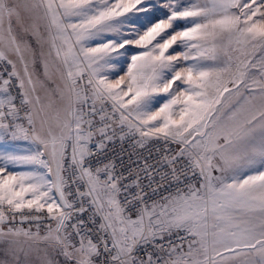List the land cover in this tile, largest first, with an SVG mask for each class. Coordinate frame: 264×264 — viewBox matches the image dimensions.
Returning <instances> with one entry per match:
<instances>
[{"label":"snow or ice","instance_id":"1","mask_svg":"<svg viewBox=\"0 0 264 264\" xmlns=\"http://www.w3.org/2000/svg\"><path fill=\"white\" fill-rule=\"evenodd\" d=\"M0 264H264V0H0Z\"/></svg>","mask_w":264,"mask_h":264}]
</instances>
